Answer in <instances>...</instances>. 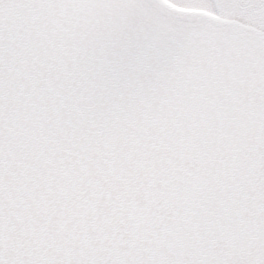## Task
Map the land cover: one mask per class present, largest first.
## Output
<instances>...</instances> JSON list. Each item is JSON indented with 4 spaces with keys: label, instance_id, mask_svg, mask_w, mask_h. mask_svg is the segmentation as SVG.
<instances>
[{
    "label": "snow or ice",
    "instance_id": "6c2138e0",
    "mask_svg": "<svg viewBox=\"0 0 264 264\" xmlns=\"http://www.w3.org/2000/svg\"><path fill=\"white\" fill-rule=\"evenodd\" d=\"M0 264H264V0H0Z\"/></svg>",
    "mask_w": 264,
    "mask_h": 264
}]
</instances>
